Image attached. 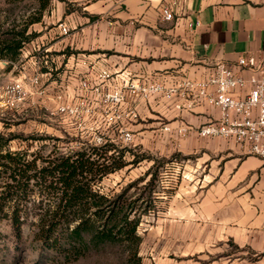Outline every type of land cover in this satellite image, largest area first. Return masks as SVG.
<instances>
[{
  "label": "crops",
  "instance_id": "crops-1",
  "mask_svg": "<svg viewBox=\"0 0 264 264\" xmlns=\"http://www.w3.org/2000/svg\"><path fill=\"white\" fill-rule=\"evenodd\" d=\"M64 2L53 0L42 17L37 30L42 56L31 52L27 62L33 75L41 73L44 91L56 90L66 103L84 97L95 111L97 99L81 82L101 85L102 92L129 80L171 87L207 79L215 65L233 66L240 56L264 57V0ZM163 5L173 10L172 21L162 19ZM59 24L69 28L67 35ZM99 70L110 78L99 81ZM125 99L122 109L138 116L125 122L128 129L161 153L191 161L174 175L169 212L175 223L196 226L187 239L200 242L196 253L203 264H264V161L232 140L197 135L196 128L218 118L214 106L198 102L192 110L177 111L178 98L126 93ZM180 127L187 129L184 135L176 133Z\"/></svg>",
  "mask_w": 264,
  "mask_h": 264
},
{
  "label": "rangeland",
  "instance_id": "rangeland-1",
  "mask_svg": "<svg viewBox=\"0 0 264 264\" xmlns=\"http://www.w3.org/2000/svg\"><path fill=\"white\" fill-rule=\"evenodd\" d=\"M52 1L41 19L50 10ZM64 3L69 10L73 9L70 4ZM36 7V0H0V39L17 38V32H20L30 18L36 17ZM41 19L27 26L26 34L34 33L36 36L23 45L16 61L0 59V153H21L26 160H31L34 155L45 157L48 154L76 150L84 142L95 144L96 138L111 140L116 151L123 153L125 166L104 177L94 187L101 193L111 195L120 192L136 179L143 178L133 183L127 192V197L131 196V199L141 194L136 208H146L149 204V210L141 216L136 230L141 239L137 248L140 264H203L205 259L200 253H196L200 242L187 239V236H193L196 226L175 223L169 212V196L176 180L174 175L189 168L191 161L176 153H161L154 145L145 144L141 141L143 138L140 139L135 131L128 129L125 123L127 120L109 121L102 111L100 101H97L98 111L92 109V112L78 116L58 113L56 110L59 106L75 105L82 99L90 105L84 97L78 98L75 103H66L59 98L56 90L44 91L40 72L37 74L38 84L31 83L35 75L27 58L31 52L39 55V58L42 56L40 34L37 32L43 27ZM15 82L22 89L11 93L10 88ZM119 127L133 134L131 143L125 144L118 139ZM1 176L0 174V185ZM32 198L25 202L27 207L39 200L38 196ZM23 230V237L16 240L10 224L6 220L0 221V264L131 262V248L126 244L104 245L97 250H89L76 261L64 262L54 253L37 250V242L28 234L27 226ZM232 250L230 249L231 252Z\"/></svg>",
  "mask_w": 264,
  "mask_h": 264
},
{
  "label": "trees",
  "instance_id": "trees-1",
  "mask_svg": "<svg viewBox=\"0 0 264 264\" xmlns=\"http://www.w3.org/2000/svg\"><path fill=\"white\" fill-rule=\"evenodd\" d=\"M51 1L36 0L37 15L17 32L18 37L0 39V59L17 60L23 45L36 36L26 34L27 26L40 21ZM122 158L123 153L109 139L99 145L84 142L66 153L34 155L31 160L21 153H0V221L10 224L16 240L23 237L27 226L37 250L54 253L64 262L76 261L104 245L126 244L131 248L127 263L140 264L137 248L141 239L136 230L149 204L136 208L141 194L131 199L127 192L143 178L111 195L94 187L125 166ZM33 196L39 200L27 207L25 202Z\"/></svg>",
  "mask_w": 264,
  "mask_h": 264
},
{
  "label": "built area",
  "instance_id": "built-area-1",
  "mask_svg": "<svg viewBox=\"0 0 264 264\" xmlns=\"http://www.w3.org/2000/svg\"><path fill=\"white\" fill-rule=\"evenodd\" d=\"M161 17L165 21H172L173 10L168 5L161 8ZM63 35L69 33V28L59 24ZM238 72V73H237ZM249 72L248 77L240 73ZM111 74L105 70H99L97 79L105 81ZM39 77L35 75L31 79L33 85H37ZM98 86L89 88L86 82H81L83 90H91L97 101L102 102V111L108 116L109 121L129 120L135 121L137 113L133 109L123 110L126 93L136 95L141 99H147L153 95H161L166 100L178 98L179 102L174 109L192 110L196 103L203 102L214 106L219 111L217 119L210 120L196 128V133L201 138H221L232 140L239 148L264 161V57L257 59L253 56H240L233 66L217 64L212 74L204 80L194 81L185 79L171 87H165L159 83H139L129 80L120 88L102 92ZM22 87L15 82L10 92L15 93ZM237 94V95H235ZM58 113L78 116L92 112L85 100H80L75 105L59 106ZM164 131H169L168 126H163ZM186 128L176 130L179 135H184ZM118 139L125 144L131 143L133 134L123 127L118 128ZM104 140L95 139V144H101Z\"/></svg>",
  "mask_w": 264,
  "mask_h": 264
}]
</instances>
